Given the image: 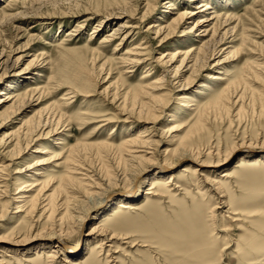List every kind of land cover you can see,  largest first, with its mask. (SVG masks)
<instances>
[{
	"label": "rangeland",
	"instance_id": "rangeland-1",
	"mask_svg": "<svg viewBox=\"0 0 264 264\" xmlns=\"http://www.w3.org/2000/svg\"><path fill=\"white\" fill-rule=\"evenodd\" d=\"M33 2L0 0V92L17 97L0 105V240L24 241L0 243L3 264H77L100 221L116 240L82 264H264V250L245 255L247 243L263 245L264 162L250 171L233 166L264 154V0ZM201 3L212 9L174 28L177 14ZM214 11L201 43L186 34ZM122 23L125 38H112ZM186 52L192 61L181 63ZM36 124L45 130L26 144ZM184 151L198 154L201 171L185 175L180 169L195 165L180 159L168 166ZM131 155L142 158L132 163ZM142 168L144 181L130 192L125 180ZM161 173L174 174L173 186L145 195L150 176ZM44 184L29 211L26 197ZM88 195L103 201L80 234L71 219L59 220L64 209L45 208L51 198L68 202L80 217ZM134 197V209L110 218L117 202ZM52 230L67 233L75 255L38 258Z\"/></svg>",
	"mask_w": 264,
	"mask_h": 264
},
{
	"label": "bare ground",
	"instance_id": "bare-ground-1",
	"mask_svg": "<svg viewBox=\"0 0 264 264\" xmlns=\"http://www.w3.org/2000/svg\"><path fill=\"white\" fill-rule=\"evenodd\" d=\"M35 2V3H37V2H42V0H29V2L31 3V2ZM192 1H195V0H192ZM33 2V3H34ZM198 4V3H197ZM26 5V4H25ZM31 5V4H30ZM30 5H29V7H30ZM170 7V6H169ZM25 8V7H24ZM30 9V8H29ZM195 10H197V12H195V13H192V11H190V12H186V11H184L183 13H181V14H177L176 15V18L175 19H173L174 21H173V26H174V28H177V27H179L181 24H184V23H186L188 20H190V18L193 16V15H197L198 13H204L205 11H207V10H210V9H212V8H210L209 6H207V5H205L204 3H201L200 5H197V7L196 8H194ZM199 9H202V10H200V11H198ZM29 12V11H28ZM32 12V11H31ZM26 13L27 12H21V13H17V14H15V15H13V16H8V17H6V19L8 18V19H12V20H14L15 18H17V17H19V16H25L26 15ZM189 16V17H188ZM215 18H216V12L214 11V12H212V14H210L208 17H203V18H201V20L199 21V22H197L198 23V26H191L188 30H187V32H186V34H191V36L195 39V41H199V43H201V41H202V38L201 37H204V35H205V33L207 32V27L209 26V24L208 23H210V21H213V20H215ZM2 19H4V18H2ZM200 24H203L202 26H199ZM208 24V25H207ZM127 26H125V24L124 23H122V24H119L118 25V28L112 33V38H119V37H123V39L125 38V34H126V32H125V28H126ZM173 28V27H172ZM201 30V31H200ZM160 31V29H158L157 31H156V33L158 32V33H160L159 32ZM200 33H203V36H201L200 35ZM214 34H216L215 33V29L213 30V33H212V36L214 35ZM222 41L223 40H221V39H219L218 41H217V43L218 44H220V43H222ZM216 43V42H215ZM53 46V44L52 43H48V47H52ZM215 48V47H214ZM219 51H221V50H219ZM2 53V52H1ZM188 55V52H186L185 54H183V59H182V62L181 63H183L184 62V60L185 59H187V60H189V59H191V61H192V57H191V55L190 56H187ZM187 56V57H186ZM171 59V58H170ZM172 59H173V57H172ZM204 59V58H203ZM172 61V60H171ZM133 64H140L141 62L139 61V59L136 57L134 60H133V62H132ZM218 63H219V61H218ZM11 65H9V67H12V66H14L15 64H16V62H11L10 63ZM196 64V63H195ZM217 65H219V64H216V66ZM203 66H205L203 63L200 65V67L199 68H202ZM176 72V71H175ZM208 78L210 79V80H213V79H217V77H215L214 75H211V74H209L208 75ZM223 81H225V80H223ZM145 86V85H144ZM151 86V85H150ZM227 86H229V85H227ZM147 87V86H146ZM154 90H156L155 88H154ZM34 91V90H33ZM227 92H225V91H223L222 93H220V95L218 96V100H216L215 101V103H214V105L215 106H218L216 103L217 102H219L220 103V101L223 99V98H226L225 97V94H226ZM0 97H3V98H0V105L1 106H3L4 105V103H6V102H9V101H12L13 99H15V97H10L8 94H5V93H3L2 91L0 92ZM16 99H17V97H16ZM15 99V100H16ZM187 99H188V97H187ZM15 102V101H14ZM13 102V103H14ZM13 103H11V108L10 109H12V107H13ZM189 105V104H188ZM220 105V104H219ZM213 107V106H212ZM9 109V108H8ZM9 109V110H10ZM9 110H8V114L9 115H14L16 112H17V110H13L11 113H9ZM5 112H6V110H5ZM4 112V113H5ZM0 113H2V112H0ZM200 114V113H199ZM1 115V114H0ZM46 119V118H45ZM200 119V118H199ZM204 121V120H203ZM44 123L46 124V121H44ZM40 124V123H39ZM42 124V123H41ZM45 124L44 125H37L34 129L32 128V127H29V128H31V129H29L28 131H26L25 133H24V135H23V139H26L27 140V143L26 144H28V142H29V140H30V137L32 136V135H34V133H36V132H38V131H41L42 129H44L45 128ZM45 130V129H44ZM54 130H55V128H54ZM171 130V132L173 131V127L170 129ZM176 130V129H175ZM42 132V131H41ZM40 132V133H41ZM51 133H52V131H51ZM42 134V133H41ZM29 136V138H26V137H28ZM19 141L17 140V142H16V146L18 147L19 146V143H18ZM127 143V142H126ZM142 144H144L145 143V141H142L141 142ZM148 143V142H147ZM128 146H130L129 145V143L127 144ZM261 146H260V149L261 148H263L264 149V141H263V143H261L260 144ZM125 146V145H124ZM183 147H185V146H183ZM234 149V148H233ZM19 150H20V147H19ZM182 150H185L184 148L182 149ZM177 151V150H176ZM128 154H133V153H136V152H129V151H126ZM185 152V151H184ZM184 152H179V154H178V157H172V162L168 165V166H170V165H172L174 162H177V161H179V159L180 160H182V161H191V162H193L194 163V167L189 171V169L188 168H181L180 170H181V172L182 173H184L185 175H188V174H195V173H197V172H199V171H201V169H202V167H204L205 165L201 162V161H199V160H197L198 158L197 157H195V156H197V155H195V156H193V155H189L190 153H184ZM233 152H234V150H232L231 152H229V154H227L224 158H223V160L222 161H224L225 160V158H227L229 155L231 156L232 154H233ZM33 153H41V151H39L38 149L37 150H35V152H33ZM193 153V152H192ZM184 154V155H183ZM143 156V155H142ZM188 156H190L189 158H188ZM185 157H186V159H185ZM130 160L132 161V163H134V160H140L142 157H137V156H134V155H131L130 156ZM227 159H229V157L227 158ZM131 161H130V163H131ZM221 161V162H222ZM129 162V161H128ZM220 162V163H221ZM263 162H264V154L263 155H256V156H252V157H248V158H244V159H241V160H237V162H234L233 164V166H234V168L235 169H237V170H242V171H247V170H249V169H253V170H256V168H258L259 166H261V165H263ZM220 163H218V164H213V165H209V166H207V167H215V168H217L218 167V165L220 164ZM164 166V165H163ZM167 166V165H166ZM179 170V171H180ZM250 171V170H249ZM228 172H224L220 177H222V178H226V177H228V175L229 174H227ZM144 176H145V170H144V168H142L141 170H139V171H137L136 173H133V174H131V175H129V179H126L125 181H128V184H127V188L129 189L130 188V192H133L134 190H136L137 188H138V186L144 181ZM125 177V176H124ZM168 177V178H167ZM150 181H149V183H150V186H149V189L147 190V192H145L144 194L145 195H148V196H151V195H154L153 193L154 192H156V191H167V190H169L172 186H173V182H174V180H175V176H174V174H172V173H169V174H164V173H161V174H153L152 176H150ZM73 178L70 176V177H67V180H66V187L64 188V190H68L69 188H72L71 186L74 184L73 183ZM77 183V182H76ZM80 183V182H79ZM76 187H77V185H76ZM46 188V186H45V184L43 185V186H41L39 189H38V191L36 192V194H35V196H33V197H31V198H29V197H26V198H28L29 200L27 201V199L26 198H24L25 200H23V201H27V202H30L31 203V205H30V209H29V211H33V210H35L36 208H37V206L38 205H40V202L41 201H39L40 200V198H39V196H40V192H42L44 189ZM80 188V187H79ZM60 189H63V187H60ZM20 191H22L21 189L17 192V195H20ZM62 191V190H61ZM65 191V192H66ZM68 191H70V190H68ZM66 194V193H65ZM71 194H72V192H71ZM16 195V194H15ZM23 195V194H22ZM21 195V196H22ZM67 195V194H66ZM75 195V194H74ZM73 195V196H74ZM88 197L91 199V202L88 204V206H86L85 207V209L83 208V212L81 213V215H80V217L79 216H72L70 213H69V208H68V206H67V203L68 202H66V205H64L63 203L60 205H58L57 206V204L55 205V202H54V200L51 198V199H49L48 201H47V203H46V206H45V208L47 209V210H49L50 211V213L52 214L53 212H55L56 210H57V207H61L62 209H64V210H62V212H61V215H60V218H59V220H63L64 221V219L66 220H72V224H73V226H74V228H75V231H76V233L78 232L79 234H80V231H81V228H82V224H83V222H84V220L88 217V215H91V213H94V209L97 207V205L99 204V205H101V203H102V201H103V198H96V199H94L95 197L94 196H92V195H88ZM70 198H72V196H70ZM88 198V199H89ZM72 199H74V198H72ZM137 198L136 197H134L133 199L132 198H128V199H126V200H124L125 202H123V201H121V202H117L116 203V207H117V209L116 210H113L114 208H112V209H110L109 211H107V213L103 216V217H105L106 215H109V213L111 212V213H115V215H112L110 218H112V219H115L116 217H121V215L123 216L125 213H126V211H130V210H132V209H134V207H133V202L136 200ZM96 200V201H95ZM147 200V199H146ZM150 200V199H149ZM88 201V200H87ZM71 202V201H70ZM65 203V202H64ZM72 203V202H71ZM75 205V204H74ZM99 207V206H98ZM59 209V208H58ZM59 211V210H58ZM79 211V210H78ZM80 213V212H79ZM88 213V214H87ZM117 213V214H116ZM55 213H53V215H54ZM74 214V213H73ZM127 214V213H126ZM103 219V218H102ZM58 221V220H57ZM58 222H60V221H58ZM104 222L102 221H100V222H98V224L96 225H94V226H92V228H91V230L86 234L89 238H88V240H89V247L87 248V254H86V256H85V258H84V260L82 261L81 259H82V257H83V255H81V253H77V258L79 259L78 261H77V264H82L83 262L84 263H86V262H89V261H91V260H93L94 259V257H95V255H96V253H97V250L98 249H102L103 248V246H105L106 247V245H108V244H111L112 242H113V240H116V238L113 236V237H111V236H109V234H107V232L105 231V230H102L101 229V226H102V224H103ZM105 224H106V221H105ZM56 228H58V227H56ZM263 231V230H262ZM263 234V233H262ZM69 235V234H68ZM70 236V235H69ZM257 236V235H256ZM44 237H45V240H46V242L45 243H43V245H40V248H39V256H38V258H41V257H45V258H48V259H54V258H56V255L57 256H73V255H75L74 253V249H76L75 247H71V246H69L66 242H65V240L67 239V233H65V231H62V230H60V231H49L48 233H46L45 235H44ZM255 237V236H254ZM7 238V237H6ZM5 239V238H4ZM8 240H9V238H7ZM15 239V238H14ZM0 240V243H8V245L9 246H16V245H22L23 243H24V241L23 240H21V241H16V240ZM201 240V239H200ZM199 240V241H200ZM258 240H260V239H258ZM262 242H263V245H262V247H260L261 246V244H260V246H259V244H257V242H256V244H254V243H252V242H250V243H247L248 244V248H249V250H246L245 251V255H250V253L252 254V253H261V250H264V239L263 240H261ZM260 242V241H259ZM246 244V245H247ZM107 247H110V246H107ZM11 247H7V250H9ZM47 250H49V252L47 251ZM90 251V252H89ZM244 251V250H243ZM52 253V254H51ZM114 253V252H113ZM3 257H0V264H3V259H2ZM25 261V260H24ZM63 263H69L68 262V259H65V260H63Z\"/></svg>",
	"mask_w": 264,
	"mask_h": 264
}]
</instances>
